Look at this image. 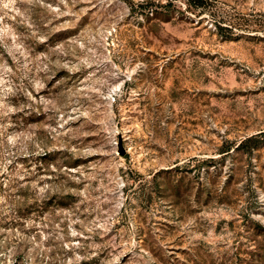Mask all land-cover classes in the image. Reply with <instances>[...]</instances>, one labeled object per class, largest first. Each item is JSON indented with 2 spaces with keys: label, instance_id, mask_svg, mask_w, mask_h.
Here are the masks:
<instances>
[{
  "label": "rangeland",
  "instance_id": "1",
  "mask_svg": "<svg viewBox=\"0 0 264 264\" xmlns=\"http://www.w3.org/2000/svg\"><path fill=\"white\" fill-rule=\"evenodd\" d=\"M0 264H264V0H0Z\"/></svg>",
  "mask_w": 264,
  "mask_h": 264
}]
</instances>
